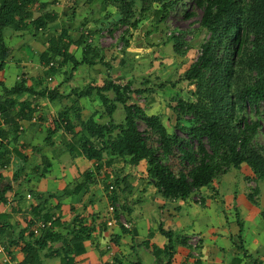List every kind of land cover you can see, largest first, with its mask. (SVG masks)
<instances>
[{
  "label": "trees",
  "instance_id": "1",
  "mask_svg": "<svg viewBox=\"0 0 264 264\" xmlns=\"http://www.w3.org/2000/svg\"><path fill=\"white\" fill-rule=\"evenodd\" d=\"M40 1L0 0V71L12 55L3 35L7 28L19 31L31 27L33 37H37L43 35L48 30V24L57 19V14L52 12L34 17V6L46 9L50 4ZM180 1L101 0L99 12L105 11L102 20L118 16V20L111 24L113 26L96 24L94 29H89V21L84 20L80 24V37L75 42L68 36L67 29L62 30L50 38L49 48L39 57L45 69L42 79L34 80V85L28 87L26 80L21 78L10 89L0 82L3 91L0 97V116L4 124L0 128V171H8L11 164L14 168L10 179L0 172V204L8 203V194L14 191L13 185L18 182L28 164L27 156L16 146L21 132L20 121H31L35 117V99H48L54 103L67 97L60 95L59 87L49 89L45 84L59 73L66 75L63 68L69 63L72 64L70 73L80 66L105 67L107 74L101 87H88L73 91V94L77 103L79 99L90 97L95 92L105 108L108 121L100 123L96 114L83 120L80 116L81 108L77 104L63 107L53 122V129L47 131L46 145L52 143L56 131L63 129L71 135L70 139L63 142L70 155L95 160L99 163L98 168L102 167V163L107 167L114 163L136 167L144 161L147 164L148 184L153 185L164 199L170 201L186 200L202 188L211 186L231 169L237 170L242 166L251 170L253 179L264 182V149L256 142L260 125L258 120L249 121L242 115L247 105H264V0H195L202 10L199 30L206 32L208 38L200 44L201 54L198 59L180 78L183 82L195 84V90L191 92L195 102L179 100L171 108L176 117V129L185 133L190 141L184 140L176 132L169 134L158 117L148 116L143 108L133 103V96L144 92L133 88V80L123 85L114 83V69L105 61L103 50L93 41L88 42L89 38H97L105 28L112 33L118 27H125L126 32L121 38L125 52L132 32L138 29L141 22L150 19L152 27L163 24ZM75 8L76 5L71 7L72 17ZM183 38V33L169 38L173 42L175 55L184 54ZM71 45L82 48L80 61L69 54ZM64 79L65 82L68 80ZM118 104L122 105L125 112L122 123H116L113 119ZM187 115L191 116V120L187 122L189 126H184L183 121ZM138 120L146 125L144 132L139 130ZM155 136L158 138L153 141ZM92 139L99 141L100 145H96ZM50 168V161L42 155V166H35L29 175L42 179ZM22 181L28 182L27 174H24ZM121 182L122 179L115 178L111 184L103 186L110 203L119 204L120 194L124 192ZM18 192L15 193L17 197ZM248 198L256 204L251 195ZM130 212L129 207L117 211L124 214L127 221ZM29 214L31 217L25 221V227L14 238L2 243L10 255L9 248L20 246L24 254L21 264H40V252L54 249L53 245L62 241L63 236L57 232L62 223L46 200L31 205ZM53 217L55 219L51 227L41 230L38 235L33 233V227L38 221L48 222ZM8 219L7 214H0V236L7 229H15ZM94 230V226L81 223L76 225L68 236L69 244L54 249L62 256L61 264H74V257L85 253L83 243L91 238ZM160 231L169 240L167 250H173L175 233ZM180 242L187 245L186 238ZM158 252L155 248V254ZM171 257L172 253H169V259ZM129 264L142 263L136 260Z\"/></svg>",
  "mask_w": 264,
  "mask_h": 264
},
{
  "label": "crops",
  "instance_id": "2",
  "mask_svg": "<svg viewBox=\"0 0 264 264\" xmlns=\"http://www.w3.org/2000/svg\"><path fill=\"white\" fill-rule=\"evenodd\" d=\"M40 2L50 4L46 9H41L39 5L34 6L32 12L35 18L45 12L57 14V19L48 24V30L43 35L33 37L34 31L31 27L19 31L7 28L4 31V40L12 51V55L0 71V82L8 89L14 87L21 78L26 80L28 87L34 85V80L43 78L45 69L39 57L49 48L52 36L67 29L68 36L75 42L80 37V24L84 20H88L89 23L93 20L94 26L96 24L97 26L111 25L118 20L117 15L108 20H102V15L99 19L92 17L96 14V7L101 5V0H41ZM74 5H76L75 15L72 17L71 7ZM101 13L105 15V11ZM68 52L77 61L82 59L81 47L71 45ZM85 67L87 66H80L70 73L72 64L69 63L66 75L59 73L45 84L49 89L59 87L60 95L67 97L54 103L48 99H35L37 107L35 117L31 121H20L21 132L16 146L28 158L26 165L28 171L25 169L28 182L25 184L22 181L20 185L17 184L16 190L13 185L14 191L7 196L8 203L0 204V214H7L10 225L15 226V229H7L0 236L1 241L11 240L25 227V221L31 217L29 212L24 210L25 208L29 211L31 205L41 203L37 198L34 200V197L31 203L26 202L24 196L40 193L52 196L46 201L51 208L55 209L56 217L59 216L62 223L57 232L63 236V239L53 245L54 249L64 248L69 244L68 236L78 223L95 227L91 238L83 243L85 253L74 257V264H113L115 262L129 264L136 260H140L142 264H167L168 260L169 264H264V182L256 181L258 201L254 204L247 196L249 191L247 182L253 179V174L248 167L243 166L237 170L241 178L234 181L229 180L228 174L230 173L228 172L216 179L211 186L202 188L186 200L170 201L164 199L153 185L148 184L147 164L144 161L136 167L123 166L118 163L107 167L102 163V167L98 168L99 163L95 160L72 155L69 158L70 153L65 149L63 142L70 139L71 135L63 129L53 134L51 144H45L47 131L53 129V122L58 112L63 107L76 105L73 91L102 86L106 76L102 78L101 85L99 83L87 84L85 78L79 80L78 72L84 73ZM129 73L114 69L112 80L116 84L123 85L131 81L127 79ZM57 76H62L60 82ZM65 77L68 78V92H63L61 89V82H64ZM115 78L116 80L125 78L126 82H116ZM55 82H57L56 86L53 85ZM81 84L83 87L80 86ZM2 94L3 91L0 97ZM91 96L86 97L87 101H90ZM93 96L97 97L96 94ZM86 98L77 101L80 105L77 106L81 108V118L86 120L96 114V119L99 121L103 117V113L99 110H95L88 117L84 116ZM115 122L118 123L116 120ZM37 138H39L38 141ZM92 141L96 145L99 144V141L95 139ZM49 152L51 157L48 155ZM42 155H45L51 163L49 173L42 179H32L33 175H29V172L39 165V161L42 162ZM14 161L15 158H13ZM12 167L13 164L8 170ZM93 167L99 173L102 170L103 173L107 170L111 171L113 181L115 178L122 179L121 186L124 192L120 194L119 206L121 209H126V207L131 209L129 229L122 228L119 224L110 227L106 225V220L110 218L107 214L110 202L105 190L103 189L102 192L100 190L105 184L98 185L96 176L89 171ZM89 175L90 178H88ZM20 186L29 191L19 198L15 196V193L21 189ZM197 196L200 197V203L195 201ZM13 198H19L20 203L18 200L14 202ZM160 230L174 232L176 235L174 249L169 250L170 252L167 250L169 240ZM193 234L201 237L198 257L193 255L188 244L182 245L180 242L183 238L188 241ZM25 239L28 241L27 237ZM155 248L159 250L156 254ZM9 249L13 262L21 264L24 254L20 246H13ZM54 249L41 251L39 263L61 264L62 256L58 255ZM169 253H172L171 259H169Z\"/></svg>",
  "mask_w": 264,
  "mask_h": 264
},
{
  "label": "rangeland",
  "instance_id": "3",
  "mask_svg": "<svg viewBox=\"0 0 264 264\" xmlns=\"http://www.w3.org/2000/svg\"><path fill=\"white\" fill-rule=\"evenodd\" d=\"M95 13L96 14H93L92 17H96L97 19L104 14L99 12V7H96ZM201 15L202 10L196 5L195 0H181L163 24L157 27H152L150 19H146L141 22L138 29L132 32L130 46L125 52H123V41H121L123 33L126 32L125 27H118L114 29L112 33H109L107 30L108 28H105L103 31L104 34L99 35L97 38H94V40L92 39V41H94L93 43L98 45L103 50L105 61L108 62L113 69H120L122 72H130L127 79L133 80V88L144 92L140 95H134L132 102L143 108L144 112L148 116L158 117L161 124L165 127L169 134L176 132L186 141H190L191 139L185 133L176 129V117L171 108L176 106L179 100L195 102V98L191 95V92L195 90V84L183 82L180 78L194 63L197 56L196 52L199 49L200 44L208 38L206 32L199 30L198 23ZM90 23L87 25V28L94 29L95 26L93 24V20H91ZM179 33L184 34L183 40L185 42L182 46L184 54L181 56L174 54L173 42L169 40L171 36H177ZM100 39H102V41H100ZM67 66L63 68L64 72L69 70L67 69ZM106 73V70L102 66H97L96 68L85 67L84 73L78 72V74H80V81L85 78V83L87 84L99 83L100 85L102 78L106 76ZM61 77L57 76V80L59 82L62 79ZM67 81L61 82V89L63 92L69 91ZM114 81L124 83L126 82V79L123 78L122 80H116L115 78ZM56 83L57 82L53 83V85L56 86ZM80 86L83 87L82 84ZM0 93H2L1 87ZM94 94L95 93H93L91 98H89L91 102L87 101L88 99L85 97L86 112L84 116L88 117L94 113L95 110H99L103 113V117L99 120V122L103 123V121L108 120V116L105 114V108L102 106L101 102L97 97L95 98L93 96ZM109 95L111 96L112 94L110 93ZM75 104L79 105L78 102ZM242 115H244L249 121L258 120L260 127L259 134L256 137V142L264 149V105L262 103L257 107L247 105L243 110ZM113 117L116 121H118V123L123 122L125 112L122 105H117V109L114 112ZM190 120L191 116L187 115L183 121V125L189 126L187 122ZM138 128L140 131L144 132L146 130V125L142 121L138 120ZM157 138L158 137L155 136L153 141H156ZM38 139L39 138L36 140L38 141ZM34 144H36V142H34ZM204 144L206 145L205 140ZM193 145L195 146V141H193ZM31 152L32 151H30V153ZM48 155L51 157L50 152ZM38 163L39 166H42L41 161ZM237 170L231 169L228 171L230 173L228 174L229 180L234 181L237 178H241L239 177L240 173ZM13 171L14 168L12 167L8 171L1 170L0 172L10 179ZM89 171L93 172V176H96V183L98 182V185L100 186H103V184H111V182H113V177L110 174L111 171L107 170L103 173L102 170V173H99L95 171L94 167ZM24 174H26V172H23L18 182L14 184L15 190L17 188L16 185L21 184V179ZM32 179H34L33 176ZM249 180L247 182L249 186L247 196L249 197L251 195L253 200L258 201L256 180ZM23 186L26 187V185ZM100 190L102 192L103 187H101ZM255 190L257 193L254 194ZM20 191L21 193H18L19 198L21 194L28 192L29 190L21 188ZM24 197L26 202H32V197H34V200L37 198V200L41 202L48 198H52L49 194L42 195L40 193L34 195L31 194L30 198H27V194ZM19 198H13L14 202H18ZM197 198L200 199L199 196H197ZM196 199L195 201L199 203ZM24 210L29 212L26 208ZM235 220H237V218Z\"/></svg>",
  "mask_w": 264,
  "mask_h": 264
},
{
  "label": "built area",
  "instance_id": "4",
  "mask_svg": "<svg viewBox=\"0 0 264 264\" xmlns=\"http://www.w3.org/2000/svg\"><path fill=\"white\" fill-rule=\"evenodd\" d=\"M104 34V32H101L100 35ZM105 40V38H104ZM102 41V39H100ZM88 42H92V38L88 39ZM120 49V48H119ZM197 56L195 58V61L198 59V57L201 54V51L198 49L196 52ZM3 121L0 116V128L3 127ZM110 190H112V186L109 187ZM27 198H30V195H27ZM197 201L200 203V199L197 198ZM120 209L119 204L117 203H110L107 209V214L110 216L108 220H106V225L108 227L119 224L125 229L130 228V224L125 218V216L122 213H117V211ZM116 215V216H115ZM55 218L53 217L51 221L48 222H43V221H38L37 224L33 227V233L35 235H38L39 232L43 229L49 228L52 226V222ZM188 246L191 248L193 255L195 257H198L199 255V249H200V244H201V237L197 234H193L188 238L187 241ZM0 263L1 264H15L12 260L11 255L5 250L2 241L0 239Z\"/></svg>",
  "mask_w": 264,
  "mask_h": 264
}]
</instances>
